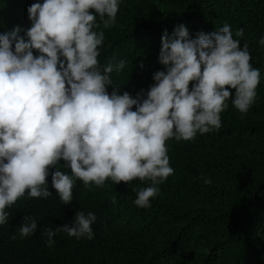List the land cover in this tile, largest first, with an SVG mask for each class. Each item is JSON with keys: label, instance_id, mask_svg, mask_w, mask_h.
<instances>
[{"label": "clouds", "instance_id": "obj_1", "mask_svg": "<svg viewBox=\"0 0 264 264\" xmlns=\"http://www.w3.org/2000/svg\"><path fill=\"white\" fill-rule=\"evenodd\" d=\"M119 3L37 0L26 9L28 28L0 33L1 235L13 212L48 200L72 211L79 187H101L106 179L150 181L133 200L138 208L149 207L158 185L173 173L168 139L191 140L218 129L230 96L241 114L253 104L260 70L227 23L195 38L183 24L171 34L163 29L157 62L164 70L152 73L146 94H117L109 73L121 72L125 61L99 64L104 32L94 28L97 19L105 29L112 26ZM258 43L264 46V36ZM95 219L91 211H75L70 223L47 229V246H53L55 231L92 239ZM37 228L25 216L13 238L33 237Z\"/></svg>", "mask_w": 264, "mask_h": 264}, {"label": "trees", "instance_id": "obj_2", "mask_svg": "<svg viewBox=\"0 0 264 264\" xmlns=\"http://www.w3.org/2000/svg\"><path fill=\"white\" fill-rule=\"evenodd\" d=\"M35 2L0 0V33L28 28L26 9ZM225 23L260 70L248 111L239 113L230 96L218 129L191 140L168 139L173 173L147 208L133 200L150 181L106 179L101 187H79L72 211L48 200L13 212L0 234V264H264V46L258 43L264 36V0H120L112 26L105 29L97 19L94 30L104 32L97 59L101 66L125 61L121 72L109 73L117 94L135 97L141 89L146 94L152 73L164 70L157 62L163 29L171 34L174 25L183 24L195 38ZM106 90L111 93L112 86ZM48 187L53 189L51 180ZM75 211L94 213L92 239L55 231L53 246H47V229L70 223ZM29 215L37 221L36 234L13 238Z\"/></svg>", "mask_w": 264, "mask_h": 264}, {"label": "bare ground", "instance_id": "obj_3", "mask_svg": "<svg viewBox=\"0 0 264 264\" xmlns=\"http://www.w3.org/2000/svg\"><path fill=\"white\" fill-rule=\"evenodd\" d=\"M39 234V233H38Z\"/></svg>", "mask_w": 264, "mask_h": 264}]
</instances>
